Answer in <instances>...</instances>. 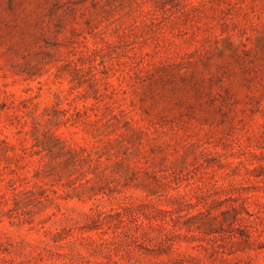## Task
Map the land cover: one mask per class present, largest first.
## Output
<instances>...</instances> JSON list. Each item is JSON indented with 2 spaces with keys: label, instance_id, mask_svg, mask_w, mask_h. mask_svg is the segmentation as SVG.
Masks as SVG:
<instances>
[{
  "label": "rangeland",
  "instance_id": "rangeland-1",
  "mask_svg": "<svg viewBox=\"0 0 264 264\" xmlns=\"http://www.w3.org/2000/svg\"><path fill=\"white\" fill-rule=\"evenodd\" d=\"M134 3L135 0H43L42 3L40 0H0V49H6L0 52V60H3L12 73L20 78L15 84L22 85L16 93H10L6 91L10 85L0 84V223L4 216L12 221L15 215L17 220L24 217L19 226L36 224L35 217L55 204L49 192L52 196H57L54 191L56 186L65 189V194L58 197L65 201L73 198L83 200L85 196L91 199L99 194L108 197L118 194L119 188L111 186L113 182L118 185V181L95 184L88 182L91 184L90 187L87 185L75 187L87 174L80 172L76 175L79 169L85 166L94 164V167H89V171L99 173V176L103 177L100 160L104 156H109L111 145H104L102 149L94 148L91 152L83 147L77 150L69 143L71 137L63 139L55 135L53 129L71 125L72 128H81L86 135L96 139L98 136L111 134L109 129L115 131L122 127L129 133L122 137L125 143L139 145L143 141L146 133L134 129L127 119L122 120L113 116L111 120H107L112 108L106 101L115 102L116 96L115 89L109 94L111 86L107 83L114 72L112 60L114 56L118 59L122 49L129 45L124 41L117 45L108 44L103 35L96 31L100 23L110 20L115 13L125 8L131 9ZM167 3L174 8L181 6L180 0H167ZM226 3L227 0H209V4L213 6L210 10L216 11ZM33 5L36 10H42L41 15L34 17L33 13L28 11ZM81 9L90 13L87 18L81 15L82 28L80 30L72 28L69 37L61 42L58 37L66 31L69 24L75 22L76 13ZM200 11L202 10L194 9L193 16L186 17L185 23L195 19ZM231 15V8L220 13L218 23L222 34L235 31L238 27L227 22ZM45 17L49 22L48 32L43 30ZM88 37H91L94 43L99 40L104 47L89 49ZM41 41L40 46L36 47V43ZM249 43L250 48L234 43L231 36H227L223 40L213 42L206 51L198 55L193 54L179 64L161 66L143 76L136 73L129 78L131 81L129 88L135 98L130 107L135 109L138 100L142 119L152 126L158 124L163 128L176 122H183L185 126L193 122L208 125L219 134L216 146L222 147L227 153L231 148L228 141L234 131L232 126L234 118L231 114L235 105L239 103L237 89L245 87L251 89L257 83L264 84V30L258 31L254 38H250ZM61 47L70 48L69 55L78 58L56 69L53 83L66 79L68 84L63 89L53 92L41 77L46 74L48 64L57 61L56 53ZM80 49L83 51H78ZM97 72L102 79H96ZM80 89L84 90L80 92ZM69 97L72 99L69 100ZM258 103L252 101L250 110L252 116L259 110L256 107ZM65 104L67 108L63 107ZM69 111L72 113L71 116ZM90 113L99 117L95 123L91 122ZM123 115L124 113H121V116ZM65 117L68 119L65 120ZM105 120L107 122L103 123V127H99L98 125ZM261 139L264 140V137ZM249 143L251 144V140ZM120 145L121 141H117L116 147L119 148ZM196 148L197 145H192L186 155L194 152ZM164 151L163 147L157 146L151 149V154L162 156ZM119 155L131 158L128 156L127 148L117 152V156ZM201 158L209 168L230 167L221 162L224 158L221 154L202 153ZM165 159L161 158L159 164L163 165ZM249 162H255L258 166L248 175L257 180L264 177V155H252ZM153 166H156L155 161ZM242 166L243 162L233 168L231 175H239ZM112 172L122 176L126 188L138 186L150 196L159 194L161 185L155 173L145 172L137 185L135 182L138 174L131 170L125 160L113 165ZM73 176H76L75 180L72 179ZM232 191L247 193L259 189L253 185L250 188H233ZM201 201L205 203L207 211L185 219L183 222L185 229L189 232H202L203 237L213 235L223 237L225 233L238 235L242 243L236 246L237 250L245 251L253 247L247 242L250 237L247 226L233 227L240 222L238 217L241 214L252 215L244 206L246 200L229 198L213 201L211 205L207 204L206 197H201ZM9 203L12 205L11 209L3 212ZM174 203L183 208L180 201ZM150 211L149 205L141 204L135 208H124L122 212L115 214L105 215L97 212L95 216L86 218L81 231H99L106 225L119 229L125 216L131 218L136 212H140L147 218ZM213 212L219 214L214 216ZM52 220L53 217L41 219L36 228L43 229V226ZM52 227L57 228L58 225L53 223ZM69 235L71 230L66 227H61L58 231H53L52 228L44 231V236L53 244L59 243ZM182 239L192 243L198 238L173 236L171 242H180ZM200 239L203 241V238ZM105 246L101 245L93 254H102L101 249ZM10 247L11 245L5 246L0 243V255L9 253ZM220 247L225 248L226 245L222 243ZM259 248L264 249V244L259 245ZM143 250L149 255H160L167 254L171 248L160 247L156 253L149 249ZM204 251L207 252L208 249ZM228 254L234 253L229 249ZM48 255L51 258L54 254ZM215 255L216 252L213 251L212 256ZM104 258L108 264H112L111 256L105 255ZM38 259L43 260V256ZM177 264L201 262L197 258L188 257L177 261Z\"/></svg>",
  "mask_w": 264,
  "mask_h": 264
},
{
  "label": "clouds",
  "instance_id": "clouds-1",
  "mask_svg": "<svg viewBox=\"0 0 264 264\" xmlns=\"http://www.w3.org/2000/svg\"><path fill=\"white\" fill-rule=\"evenodd\" d=\"M40 2L42 3L43 0ZM180 2L181 6L174 8L167 3V0H135L131 9L125 8L115 13L110 20L100 23L96 30L103 35L108 44L117 45L124 41L129 45L122 49L118 59L114 56L112 60L114 72L107 83L111 86L109 94L115 89L116 96L115 102L106 101L112 108L107 120H111L113 116L122 120L127 119L134 129L146 133L143 141L139 145L125 143L122 137L129 133L122 127L115 131L109 129L111 134L101 135L96 139L86 135L81 128H72L71 125L53 129L55 135L63 139L71 137L69 143L77 150L83 147L91 152L94 148L102 149L104 145L110 144L111 159L109 156H104L100 160L103 177H100L99 173L89 171V167H94V164L85 166L79 169L76 175L80 172L87 174L75 187L79 188L80 185L90 187L91 184L104 181H118V185L111 183L112 187L119 188L118 194L113 197L99 194L91 199L85 196L83 200L73 198L65 201L58 198L65 194V189L56 186L54 191L57 196H52L49 192L55 204L35 217L36 224L41 219L53 217L43 229L36 228V224L19 226L24 217L17 220L14 215L10 221L4 216L0 223V243L11 247L9 253L0 255V264H108L105 255L111 256L112 264H177V261L188 257L197 258L201 264H264V249L259 248V245L264 244V177L257 180L248 175L258 166L255 162H249L251 156L264 155V140L261 139L264 137V84L257 83L251 89L246 87L237 89L239 103L235 105L231 114L234 118L232 124L234 131L228 141L231 143V148L227 153L222 147L216 146L215 142L220 138L219 134L208 125L195 122L187 126L183 122H176L163 128L158 124L149 125L142 119L138 100L135 109L130 107L135 98L129 88L131 83L129 78L136 73L143 76L161 66L179 64L193 54L198 55L206 51L213 42L223 40L227 36H231L234 43L247 45L250 48V38H254L258 31L264 30V0H227V3L216 11L210 10L213 6L209 4V0H180ZM228 8L232 9V15L227 18V22L238 27L235 31L222 34L218 23L219 16L222 10ZM194 9L202 11L196 14L195 19L185 23L186 17L193 16ZM28 11L33 13L34 17L42 14V10H36L35 5ZM82 14L87 18L90 13L83 9L77 11L75 22L69 24L66 31L58 37L61 42L69 37L72 28L77 30L82 28ZM48 29L49 22L45 17L43 30L48 32ZM87 42L89 49L104 47L99 40L94 43L91 37H88ZM41 43L42 41L37 42L36 47ZM3 51L6 49H0V52ZM70 51V48L61 47L56 53L57 61L48 64L46 74L41 77L53 92L63 89L68 84L66 79L55 83L53 81L57 68L78 58L70 56ZM98 64L97 60V67ZM2 77L7 79H0V84L10 85L6 89L7 92L16 93L22 86L15 84L20 78L12 73L3 60H0V78ZM96 79H102L98 72ZM71 99L72 97H69V100ZM252 101L259 102L256 105L259 110L254 116L250 114ZM63 107L67 108V104ZM100 107L102 109L103 105ZM121 113L124 115L121 116ZM71 114L69 111V116ZM89 115L92 123L99 119L96 115L91 113ZM64 119L67 120L68 117ZM107 120L98 126L102 128ZM113 124L115 125V121ZM117 141H121L119 148L116 147ZM192 145H197L196 150L186 155ZM157 146L165 149L162 156L151 154V149ZM122 148H127L130 159L124 155L117 156V152ZM202 153L221 154L224 157L221 162L230 167L209 168L201 158ZM240 153L244 154L240 155ZM161 158H166L163 165L159 164ZM95 159L94 156L93 160ZM121 160H125L131 170L138 174L135 182L137 185L145 172L155 173L161 185L158 196H150L142 187H124L122 176L112 172V166ZM241 162L243 166L239 175H231L232 169ZM72 179L75 180L76 176ZM253 185L259 191L247 193L232 191L233 188H250ZM201 197L207 198L208 205L213 201L229 198L246 200L244 206L252 215L241 214L238 217L240 222L233 227L247 226L250 233L247 242L253 247L245 251L237 250L236 246L242 243L238 235L225 233L223 237L220 235L203 237L202 232H189L185 229L183 226L185 219L207 211ZM174 201H180L183 208ZM141 204L150 206L151 211L147 218L144 214L136 212L131 218L125 216L119 229L106 225L99 231H81L86 218L95 216L97 212L105 215L115 214L122 212L124 208H135ZM11 207L9 203L3 212H8ZM218 214V212L212 213L214 216ZM176 221L180 223L177 224ZM53 223L58 227L53 228ZM61 227L70 229L71 235L59 243L53 244L44 236V231L50 228L58 231ZM173 236L198 239L192 243H187L183 239L180 242H171ZM200 238H203V241ZM207 241H215V243L211 244ZM222 243L226 245L225 248L220 247ZM101 245H106L101 249L102 254H93ZM160 247H170L171 251L167 254L149 255L143 250L149 249L156 253ZM204 249L208 251L205 252ZM229 249L234 254L229 255ZM213 251L216 252L215 256H212ZM48 253L54 255L50 258ZM40 256H43V260L38 259Z\"/></svg>",
  "mask_w": 264,
  "mask_h": 264
}]
</instances>
